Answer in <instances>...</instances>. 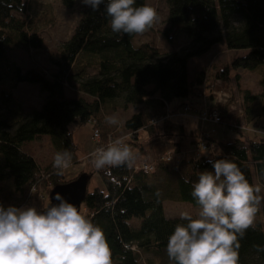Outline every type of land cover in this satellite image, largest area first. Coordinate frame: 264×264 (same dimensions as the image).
Segmentation results:
<instances>
[{
  "label": "trees",
  "instance_id": "16d2710c",
  "mask_svg": "<svg viewBox=\"0 0 264 264\" xmlns=\"http://www.w3.org/2000/svg\"><path fill=\"white\" fill-rule=\"evenodd\" d=\"M60 1L65 8H72L76 0ZM165 1L167 27L160 33L168 39L173 31L186 36L188 44L179 51L163 49L155 39L135 44L137 34L112 32L111 18L105 11L107 0L95 12L84 3L79 7L81 16L70 38L59 48L50 72L37 66L21 69L9 61L8 48L0 47V205L41 210L54 187L86 174L87 190L80 212L102 228L113 264H174L166 253L167 240L177 224L186 222L180 217H167L163 201L198 206L191 196L193 183L201 172L214 171L210 161L227 159L236 163L253 186L254 168L258 183L264 186V138L219 141V151L211 156L183 155L166 160L156 155L152 156L153 171L135 169L138 159L146 160L149 153L153 154L140 138L141 131L149 139H164L175 153L186 151L187 140L193 145L194 137L189 138L184 124L168 115V106L175 99L201 95L204 90L211 94L218 82L230 87L235 81L241 93V119L264 128V124L259 125L264 119V94L241 89L237 73L259 70L264 77V0ZM33 3L34 0H0V15L7 21L1 38L26 51L42 47L39 24L47 25L50 18L43 13L37 16L31 8ZM143 4L147 0H136L135 6ZM221 42L228 51L238 54L223 67L215 68L206 86L204 70L195 71L190 79L188 60ZM21 82L35 84L46 93L40 109L27 111L16 102L12 92ZM66 86L78 96L68 97ZM229 99L232 101V96ZM130 105L137 111L123 121L119 133L106 128L109 109L120 106L126 110ZM87 122L100 130L103 142L111 135L124 136L136 154L132 167L81 171L66 179L52 166L42 170L23 149L24 143L48 136L56 153L67 150L76 160L78 145L73 141L71 125ZM12 124L16 125L14 131L4 133ZM94 174L101 186L89 190ZM238 242V264H264L261 223L247 229Z\"/></svg>",
  "mask_w": 264,
  "mask_h": 264
},
{
  "label": "clouds",
  "instance_id": "9594fccd",
  "mask_svg": "<svg viewBox=\"0 0 264 264\" xmlns=\"http://www.w3.org/2000/svg\"><path fill=\"white\" fill-rule=\"evenodd\" d=\"M98 11L105 0H82ZM136 0H107L105 11L114 33L143 34L158 21L157 10L135 6ZM118 126L117 114L105 117ZM136 154L123 137L97 147L91 154L96 169L132 167ZM72 155L58 151L53 168L58 175L69 168ZM214 171H204L193 183L191 196L200 211L196 218L180 213L186 223L177 224L169 235L166 253L174 264H238V238L254 225L260 210V186H253L236 163L210 161ZM185 178V183H188ZM58 203L39 212L35 207L0 205V264H113L107 238L99 226L82 214L60 193Z\"/></svg>",
  "mask_w": 264,
  "mask_h": 264
},
{
  "label": "rangeland",
  "instance_id": "374dc122",
  "mask_svg": "<svg viewBox=\"0 0 264 264\" xmlns=\"http://www.w3.org/2000/svg\"><path fill=\"white\" fill-rule=\"evenodd\" d=\"M82 0H76L72 8H65L60 0H34L31 5L34 13L48 15V24H39L40 35L43 39V45L40 49H33L26 51L24 49L14 47L8 40L1 38V31L7 26L6 19L0 15V47L8 48L9 61L19 66L21 69H26L30 66H37L47 69L50 72L53 69L52 61L58 57L59 48L62 44L70 38L74 28L81 16L79 7L82 5ZM147 4L154 7L158 13V21L153 26V31L138 35L134 43L138 44L146 40L155 39L158 45L163 49H176L181 50L188 44V39L183 34H175L173 31L169 35L168 39L160 32L167 27V11L168 6L165 0H147ZM33 13V12H32ZM176 36V37H175ZM238 53L228 51L226 46L221 42L214 45L206 53L192 57L188 60L187 66L189 71V78H192V74L195 71H206L205 86L212 80L213 72L215 68L223 67L232 56H236ZM240 73L239 86L243 90H247L252 94L260 95L264 94V85L261 84V80L264 79L259 70L257 71H237ZM231 77H234V72L231 73ZM216 90L210 94L209 91H203L201 95H188L175 99L168 106L169 116L175 118L182 124H184L188 136L194 137L193 145L187 140L185 141L186 151L175 153L168 142L164 139L153 138L149 139V135L141 131L140 138L146 143L149 153L147 159H138L135 166H141L142 164L153 167L155 161L152 156H161L166 160L180 159L183 155L187 156H201V155H214L219 150L216 147L219 141H232L235 138H264V128L257 127L256 125L245 123L241 119L240 101L241 93L235 84L232 82L231 86L227 87L224 83L218 82ZM152 87H149L151 89ZM242 91V90H241ZM13 97L16 102L22 105L25 110L32 108L40 109L43 101L46 98V93L41 91L37 85L21 82L13 88ZM65 94L68 97L78 96L76 91L66 86ZM157 96V95H156ZM232 96V101L229 99ZM227 102H230L226 108ZM225 108L227 110H225ZM137 108L134 106H128L126 110L121 109L120 106L116 109H109L106 116L117 114L121 123L118 126L108 125L106 128L111 132H118L123 121L128 118L132 113L136 112ZM202 111V112H201ZM206 112V113H204ZM212 112L218 113L219 121H213ZM201 115H208L207 118H203ZM212 118V119H211ZM264 124V119L260 121L259 125ZM16 128L15 124L8 126L4 133L10 134ZM73 141L78 145L77 155L78 159L72 160L69 168L65 169L63 174L66 179L72 178L78 175L81 171L87 173H94L96 169L91 163V154L99 146H106L111 140L117 138V136H109L106 141H102L101 132L99 129L93 127L92 122L84 124L73 123L71 125ZM96 133L98 137H96ZM7 134H3L5 138H8ZM124 137V136H123ZM148 139V140H147ZM23 149L34 157L39 167L43 170L45 167H53V158L56 151L51 144L48 136H39L33 141L26 142L23 145ZM153 171V170H152ZM252 175L255 186H260L261 192L259 195L264 197V186L258 183V176L254 168H252ZM101 186V181L96 174L92 175L88 189L92 190L95 186ZM49 204H46V206ZM29 206H22L25 208ZM163 210L167 217H180V213L187 211L193 218L198 216L200 211L199 206H194L187 202L175 201L167 199L163 201ZM255 223H261L264 230V200L261 201L260 210L256 214ZM142 264V261H141Z\"/></svg>",
  "mask_w": 264,
  "mask_h": 264
},
{
  "label": "water",
  "instance_id": "95a60500",
  "mask_svg": "<svg viewBox=\"0 0 264 264\" xmlns=\"http://www.w3.org/2000/svg\"><path fill=\"white\" fill-rule=\"evenodd\" d=\"M87 181L88 176L86 174H82L68 183L54 187L49 194V204L45 208L38 211L43 212L48 207L58 203V201H55L54 199L56 193H60L68 202L77 206L80 211V207L87 190Z\"/></svg>",
  "mask_w": 264,
  "mask_h": 264
},
{
  "label": "built area",
  "instance_id": "2783aa9c",
  "mask_svg": "<svg viewBox=\"0 0 264 264\" xmlns=\"http://www.w3.org/2000/svg\"><path fill=\"white\" fill-rule=\"evenodd\" d=\"M202 112V111H201ZM204 113H206V112H204ZM207 114V113H206ZM210 114H212V120L213 121H219V116H218V113H215V112H212V113H210ZM203 118H207L208 117V115H201ZM96 137H98V134L96 133ZM135 169H140V170H142L143 172H145V173H149V172H151L152 170H153V167H151V166H148V165H141V166H135Z\"/></svg>",
  "mask_w": 264,
  "mask_h": 264
}]
</instances>
